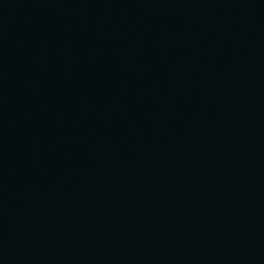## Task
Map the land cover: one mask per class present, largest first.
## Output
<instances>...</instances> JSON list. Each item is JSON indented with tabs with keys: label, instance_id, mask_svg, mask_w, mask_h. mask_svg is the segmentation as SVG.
<instances>
[{
	"label": "water",
	"instance_id": "water-1",
	"mask_svg": "<svg viewBox=\"0 0 264 264\" xmlns=\"http://www.w3.org/2000/svg\"><path fill=\"white\" fill-rule=\"evenodd\" d=\"M0 264H264V0H0Z\"/></svg>",
	"mask_w": 264,
	"mask_h": 264
}]
</instances>
